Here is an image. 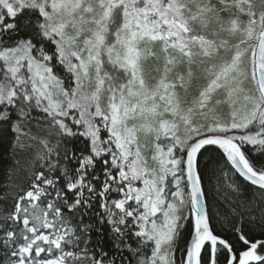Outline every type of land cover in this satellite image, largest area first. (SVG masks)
I'll return each instance as SVG.
<instances>
[{"label":"trees","instance_id":"16d2710c","mask_svg":"<svg viewBox=\"0 0 264 264\" xmlns=\"http://www.w3.org/2000/svg\"><path fill=\"white\" fill-rule=\"evenodd\" d=\"M184 15L190 34L210 43V50L174 45L163 52L153 43L142 63L145 88L158 74L153 82L159 85L165 76V84L182 98L165 103V110L154 99L165 116L178 120L176 151L182 160L191 141L208 132L210 116L215 122L230 117L235 102L230 87L255 88L253 53L264 25V0H185ZM255 29L254 38L245 37ZM21 44L33 58L49 57L53 73L69 82L37 8L22 7L0 25V54ZM145 90L153 97L154 90ZM30 94L29 88L16 89L0 101V264H17L21 250L31 264H151L156 244L144 219L152 215L142 200L122 196L123 167L108 131L101 132L105 150L94 154L81 127H63ZM252 132L253 140L234 139L253 169L264 173V117ZM180 167L188 216L174 240L171 264L184 263L194 225L183 162ZM198 170L212 230L225 241L214 253L207 244L201 264H229L251 244L261 259L252 264H264V189L242 179L214 147L201 152Z\"/></svg>","mask_w":264,"mask_h":264},{"label":"rangeland","instance_id":"374dc122","mask_svg":"<svg viewBox=\"0 0 264 264\" xmlns=\"http://www.w3.org/2000/svg\"><path fill=\"white\" fill-rule=\"evenodd\" d=\"M25 6L42 13L45 35L56 42L70 79L65 84L53 73L49 57L33 58L28 45L21 44L0 54L5 66L0 101L16 89L29 88L39 107L63 127L70 123L81 127L94 154L105 150L101 132L108 131L123 167L122 196L142 200L152 215L150 221L144 219L156 244L151 264H171L174 240L188 216L179 173L184 160L176 151L178 120L165 116L155 100L165 110V103H181L182 98L165 84V76L156 85L158 74L148 84L155 91L152 97L145 90L149 88H145L142 63L153 43L163 52L174 45L182 50L196 45L210 50V43L187 29L185 0H0V25L5 15ZM255 33L256 29L245 37L252 39ZM254 87L240 92L230 87L235 98L230 117L215 122L210 116L206 134L223 133L240 141L257 137L252 128L263 120L264 103L255 80ZM15 257L17 264H31L23 250Z\"/></svg>","mask_w":264,"mask_h":264},{"label":"water","instance_id":"95a60500","mask_svg":"<svg viewBox=\"0 0 264 264\" xmlns=\"http://www.w3.org/2000/svg\"><path fill=\"white\" fill-rule=\"evenodd\" d=\"M254 68L258 90L264 102V26L260 30L256 41ZM206 147L218 149L242 179L264 189V173H259L253 169L235 139L226 134L215 132L199 136L193 140L185 153L183 164L186 188L194 218L193 231L183 264H201V256L207 244L212 243L215 247L217 242L225 243L212 230L209 210L198 170L199 156ZM259 260L261 259L256 253V245L251 244V249L246 250L239 260H231L229 264H252Z\"/></svg>","mask_w":264,"mask_h":264}]
</instances>
